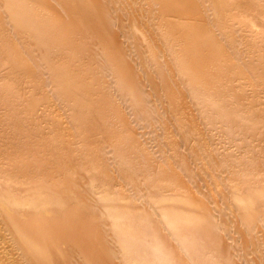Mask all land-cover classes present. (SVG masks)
<instances>
[{
	"label": "rangeland",
	"instance_id": "rangeland-1",
	"mask_svg": "<svg viewBox=\"0 0 264 264\" xmlns=\"http://www.w3.org/2000/svg\"><path fill=\"white\" fill-rule=\"evenodd\" d=\"M0 264H264V0H0Z\"/></svg>",
	"mask_w": 264,
	"mask_h": 264
},
{
	"label": "bare ground",
	"instance_id": "bare-ground-1",
	"mask_svg": "<svg viewBox=\"0 0 264 264\" xmlns=\"http://www.w3.org/2000/svg\"><path fill=\"white\" fill-rule=\"evenodd\" d=\"M197 63H198V62H197ZM194 64H195V63H194ZM194 64H193V65H194ZM199 64H200V63H198L197 65L199 66ZM194 66H195V65H194ZM201 67H202V66H201ZM198 68H199V67H198ZM82 233H83V232H82ZM68 234H69V233H68ZM85 234H86V233H85ZM88 236H89V235H88ZM85 240H87V239H85Z\"/></svg>",
	"mask_w": 264,
	"mask_h": 264
}]
</instances>
